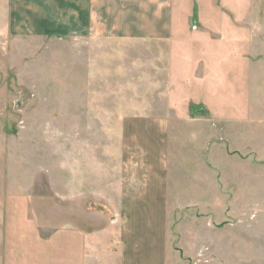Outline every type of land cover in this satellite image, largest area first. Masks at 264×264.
Instances as JSON below:
<instances>
[{"label":"rangeland","instance_id":"1","mask_svg":"<svg viewBox=\"0 0 264 264\" xmlns=\"http://www.w3.org/2000/svg\"><path fill=\"white\" fill-rule=\"evenodd\" d=\"M219 1L206 13L205 62L196 2L185 42L173 44L180 54L150 40L81 35L76 0H29L50 32L21 21L23 8L4 27L0 264H121V225L135 214L125 198L145 170L144 148L156 145L164 239L132 264H264V0ZM241 4L262 30L238 21ZM222 8L229 22L214 29ZM80 220L96 229L94 261L62 224ZM138 222L150 229L152 219L144 211Z\"/></svg>","mask_w":264,"mask_h":264},{"label":"crops","instance_id":"2","mask_svg":"<svg viewBox=\"0 0 264 264\" xmlns=\"http://www.w3.org/2000/svg\"><path fill=\"white\" fill-rule=\"evenodd\" d=\"M76 1V21L78 20L77 27L80 29L81 35H88L90 39L117 38L121 40H150L159 44H168L171 53L175 52L179 54L182 52V48L180 49L178 46L183 44L187 37L183 31L184 23L189 22L191 8L194 7V4L198 3V1L192 0H177V2L176 0H86L85 3H83L82 0ZM217 1L218 5L225 3L224 1L221 3L219 0ZM212 3H210V0H202L201 6L198 3V6H200L198 7L200 10L199 18L202 24L200 38L204 41L201 55L204 62L206 54L205 39L208 40L210 29V25H208L210 21L207 19L208 15L206 13L207 10L215 6L217 2L212 0ZM45 4L47 3L43 0L42 5L45 6ZM235 5L236 3L234 5L231 3V6L228 7L238 14L235 9V7L238 6ZM240 6L246 5L241 4ZM205 7L206 11L201 12V8L205 9ZM0 8H5L4 10H0V15L2 16L1 20L3 17L5 20V25H0V32L4 31L3 29L7 24L10 27V24L20 21L19 16L20 14L22 15V13H20V8H23L27 14L26 17L21 18V21L39 24V29L45 28L47 32H50L48 31L49 28H46V23H49L46 17L47 15L45 13H39L34 18V4L33 2L30 3L29 0H0ZM175 9L180 13L179 20L181 24L179 29L174 25ZM253 10L254 9L247 5L244 13L239 15L238 21L243 24H251L252 27L255 28V31L259 32L262 28L258 26V15L254 16L255 12H253ZM222 12L223 8L219 9V11H215V16L211 21L215 25L212 26V28L217 29L219 26L216 24L221 25V22H229V20H226V15L222 16ZM191 29L195 32L198 27L195 26V29ZM32 31H36L35 27ZM174 42L178 46L173 45ZM175 115L176 113L173 111L172 114H169L171 118H174ZM156 116L165 117L163 114H157L154 117ZM144 150L147 152L144 155L145 165H139L143 166L145 170L144 172L138 171L139 185L136 186L134 190L130 187V190L134 192L135 195L132 196L131 192L130 195L125 198L126 200L124 202V209H128L129 212L133 211L135 214H133L134 219H127L124 224L121 225V264L140 262L141 257L145 255L143 252L144 250H152L154 253H157L161 249L162 240L164 239V224L162 221L164 203L162 202V195L166 191L165 185L163 184L166 180V170L164 162H161L164 149L158 148L156 145V147H146ZM143 182H145L144 185ZM144 198H149L150 202L146 204V202L143 201ZM136 199L138 201H135ZM144 211L150 216L152 223L149 225L150 229L144 230L142 226L140 230L139 226L141 223H139L138 220ZM78 222L76 226L73 224H62H65L63 226L65 229H67L68 226L71 231L77 230L79 232L76 233L80 235V239L83 238L81 242L84 249L82 250L83 258L85 259L90 253L92 254L90 257L92 261H94L95 258H97L98 252L93 254V248L99 245L93 238L96 237L94 236L96 229H93V223L85 225L84 223L82 224L81 220ZM110 229L112 228L110 227ZM150 230L152 231L151 233L149 232ZM141 242L143 243L141 244ZM85 245L88 248H84ZM140 246L142 247L140 248ZM139 252H141L140 256L138 254ZM156 264L161 263H157L156 260Z\"/></svg>","mask_w":264,"mask_h":264}]
</instances>
